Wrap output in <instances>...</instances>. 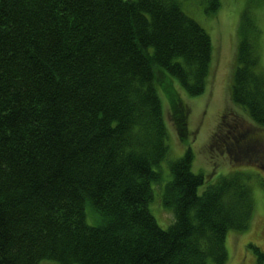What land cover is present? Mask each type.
Segmentation results:
<instances>
[{"label":"trees","instance_id":"trees-1","mask_svg":"<svg viewBox=\"0 0 264 264\" xmlns=\"http://www.w3.org/2000/svg\"><path fill=\"white\" fill-rule=\"evenodd\" d=\"M196 1L207 14L222 5ZM184 2L0 0V264H227L254 193L243 172H195L190 144L171 155L169 120L189 138L183 97L204 93L214 66ZM257 32L249 20L238 32L230 89L253 126L223 115L211 147L264 169Z\"/></svg>","mask_w":264,"mask_h":264},{"label":"rangeland","instance_id":"rangeland-1","mask_svg":"<svg viewBox=\"0 0 264 264\" xmlns=\"http://www.w3.org/2000/svg\"><path fill=\"white\" fill-rule=\"evenodd\" d=\"M221 1L222 5L215 14H207L196 0H185L183 3L187 13L197 19L212 36L214 66L209 88L201 95L183 97L190 107L187 121L189 138L182 140L173 122L168 119L170 143L174 148V154L171 155L181 156L190 144L195 155L193 170L204 173L211 182L222 175L236 171L249 175L248 181L253 189L255 209L249 228L231 229L228 232L227 264H258L257 254L252 245L264 250V169L257 164L233 161L223 152L219 144L212 148L211 140L218 131L223 115H227L226 120H240L242 130L253 126L245 110L231 101L230 89L236 66L238 32L246 20L258 29L256 35L252 37L264 70V0ZM221 141H225L224 137H221L219 142ZM151 210L161 226L167 227L173 218L172 211L163 205L161 187H156L154 190ZM58 263L55 260L43 262V264Z\"/></svg>","mask_w":264,"mask_h":264}]
</instances>
